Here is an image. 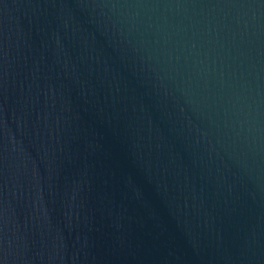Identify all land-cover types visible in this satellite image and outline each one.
Segmentation results:
<instances>
[{
	"label": "water",
	"instance_id": "water-1",
	"mask_svg": "<svg viewBox=\"0 0 264 264\" xmlns=\"http://www.w3.org/2000/svg\"><path fill=\"white\" fill-rule=\"evenodd\" d=\"M0 264H264V0H0Z\"/></svg>",
	"mask_w": 264,
	"mask_h": 264
}]
</instances>
